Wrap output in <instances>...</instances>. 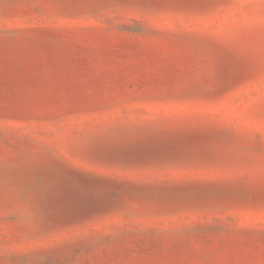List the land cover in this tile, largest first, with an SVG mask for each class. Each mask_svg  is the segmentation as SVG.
Here are the masks:
<instances>
[{
    "label": "rangeland",
    "instance_id": "rangeland-1",
    "mask_svg": "<svg viewBox=\"0 0 264 264\" xmlns=\"http://www.w3.org/2000/svg\"><path fill=\"white\" fill-rule=\"evenodd\" d=\"M0 264H264V0H0Z\"/></svg>",
    "mask_w": 264,
    "mask_h": 264
}]
</instances>
